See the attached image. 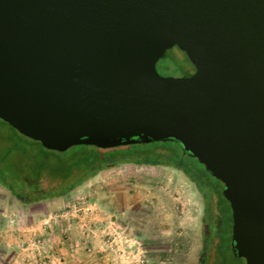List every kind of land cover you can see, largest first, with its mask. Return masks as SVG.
I'll list each match as a JSON object with an SVG mask.
<instances>
[{
  "label": "water",
  "instance_id": "obj_1",
  "mask_svg": "<svg viewBox=\"0 0 264 264\" xmlns=\"http://www.w3.org/2000/svg\"><path fill=\"white\" fill-rule=\"evenodd\" d=\"M174 47L192 75L159 74ZM0 120L61 153L177 142L264 264V0H0Z\"/></svg>",
  "mask_w": 264,
  "mask_h": 264
},
{
  "label": "rangeland",
  "instance_id": "obj_2",
  "mask_svg": "<svg viewBox=\"0 0 264 264\" xmlns=\"http://www.w3.org/2000/svg\"><path fill=\"white\" fill-rule=\"evenodd\" d=\"M157 69L164 77L194 73L177 47L167 51ZM161 143L141 144L138 149H156ZM170 145L177 159L203 171L180 144ZM88 154V148L79 146L63 153L46 152L0 120V176L9 183L17 180L10 184L23 195L19 198L0 180V264H202L206 250L205 264H218L214 260L219 240L204 223L206 199L182 170L118 164L68 189L87 171L73 168L68 179L61 178ZM155 154L165 159L172 151L158 148ZM42 169L45 172L37 180L34 177ZM204 176L221 193L225 264H245L230 245L232 211L223 196L224 186L213 176ZM211 199L216 206L219 196L213 192Z\"/></svg>",
  "mask_w": 264,
  "mask_h": 264
},
{
  "label": "trees",
  "instance_id": "obj_3",
  "mask_svg": "<svg viewBox=\"0 0 264 264\" xmlns=\"http://www.w3.org/2000/svg\"><path fill=\"white\" fill-rule=\"evenodd\" d=\"M194 71H195V68H194ZM36 143H39V142H36ZM152 143H154V142H152ZM169 143L170 144L174 143V144L178 145L177 142H175L173 140H168V141L162 142L161 144H163V145L158 147V148L169 149L172 151V155L170 157L165 158V159H164L163 155L155 154L156 150L158 148H156V149L146 148L144 150L139 151L138 147H140L141 144L123 146V147H118V148H114V149H99V148H96L94 146H79L82 148L83 147L88 148V150H89L88 156L83 157L80 160L72 163L69 166L68 173L65 176H63V178H61V179H63V180L68 179L72 174L73 168H77L79 172L87 171V174H85L84 178L80 179L79 182L72 184L68 187V189H72V188L84 183L86 180L96 176L97 173L100 172L102 169L110 168V167H113V166L118 165V164L152 165V166L153 165L154 166H161L162 165V166H170V167H173L175 169L182 170L186 174V176L189 178V180L195 184L197 189L199 191H201L202 194H204L205 193V187L208 185V182L206 181L204 175L207 174V175L211 176L210 173H208L205 170L204 166L201 164L200 165L203 167V171H199V169H197V167H195V165H190L189 163H186L183 160L177 159L178 155H177V153L175 154V150H174L173 146H171ZM143 145L146 147L150 146V144H147V145L143 144ZM44 150L46 152H53V151H49L45 148H44ZM153 154H155L157 157L153 158L152 157ZM174 158H176L177 160H175ZM194 159L196 160V158H194ZM172 160H174V161H172ZM9 172L10 171L8 170V173ZM44 172H45L44 169L40 170L34 178H36L37 180H38V178L39 179L42 178ZM202 172H204V173H202ZM1 174H2V170L0 169V175ZM0 180L6 187L11 189V191H13L14 194L18 193L17 192L18 190L15 191L16 188H14V185H11L12 183L17 182V180L12 179V183L10 182L11 184L9 183L10 179H9V181L8 180L6 181V178L3 176H0ZM19 182H21V181H19ZM19 182H18V184H19ZM21 185L22 184H20V187H21ZM219 194H221V193H219ZM17 195L19 198L23 197V195H21L20 193H18ZM224 242L225 241L223 239L222 245L217 250V253H218V257L222 258L223 260H227L228 252L226 251V249H223V244H225ZM221 263L225 264L226 262L221 261L218 264H221Z\"/></svg>",
  "mask_w": 264,
  "mask_h": 264
},
{
  "label": "flooded vegetation",
  "instance_id": "obj_4",
  "mask_svg": "<svg viewBox=\"0 0 264 264\" xmlns=\"http://www.w3.org/2000/svg\"><path fill=\"white\" fill-rule=\"evenodd\" d=\"M185 154H188V153H185ZM189 155V154H188ZM191 156V155H190ZM82 172H85V171H82ZM81 173V172H80ZM201 193V191H199ZM213 192L219 196V200L217 201L216 203V206L213 205L212 203V195H213ZM202 196H204V199H206V205L204 206V210H205V219H204V223H205V226L209 229V230H213L215 231L216 233V238L219 240V243L217 244V250L220 248V246L222 245V240L224 239L223 238V227H224V221L222 220V215L224 214V209L222 207V204L220 202V194L219 192L213 190V188L210 187V185L208 184L206 187H205V193L202 194ZM208 197H210L211 200L207 201ZM213 207L216 209V213L218 215H214V211L212 210ZM232 219V218H231ZM232 221V220H231ZM211 228V229H210ZM207 231L206 233L209 235L211 231ZM211 235V234H210ZM209 239V238H208ZM208 242V241H207ZM231 245V248H232V242L230 243ZM208 246V245H207ZM208 247H206L207 249ZM205 249V250H206ZM233 252V251H232ZM206 255L208 256V253H207V250L204 251V255L202 256V264H205L206 263ZM214 261H217L218 263L221 262V261H225L223 260L222 258L220 257H216Z\"/></svg>",
  "mask_w": 264,
  "mask_h": 264
}]
</instances>
